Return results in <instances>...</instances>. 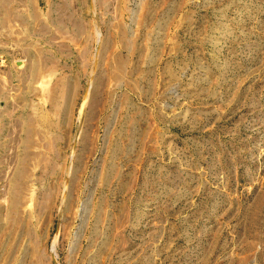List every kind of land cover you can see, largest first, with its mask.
I'll use <instances>...</instances> for the list:
<instances>
[{
	"label": "rangeland",
	"instance_id": "1",
	"mask_svg": "<svg viewBox=\"0 0 264 264\" xmlns=\"http://www.w3.org/2000/svg\"><path fill=\"white\" fill-rule=\"evenodd\" d=\"M60 2L0 45V264H264V0Z\"/></svg>",
	"mask_w": 264,
	"mask_h": 264
},
{
	"label": "crops",
	"instance_id": "2",
	"mask_svg": "<svg viewBox=\"0 0 264 264\" xmlns=\"http://www.w3.org/2000/svg\"><path fill=\"white\" fill-rule=\"evenodd\" d=\"M61 0H0V45H10L18 26L23 38L32 37L33 28H56L65 10ZM10 55V50L5 51ZM13 59H16L13 55Z\"/></svg>",
	"mask_w": 264,
	"mask_h": 264
}]
</instances>
